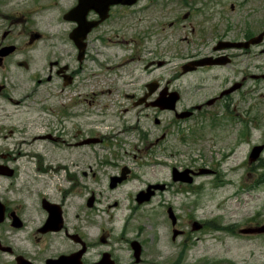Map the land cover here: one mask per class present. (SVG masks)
<instances>
[{
    "label": "flooded vegetation",
    "instance_id": "af4514ba",
    "mask_svg": "<svg viewBox=\"0 0 264 264\" xmlns=\"http://www.w3.org/2000/svg\"><path fill=\"white\" fill-rule=\"evenodd\" d=\"M45 1L31 0L37 3L36 8L24 13L20 12L21 3L14 8L13 0H0V264H126L124 253L131 258L128 264H141L146 250L140 229L129 225L118 228L113 216L105 220L107 210L119 208L121 201L108 200L106 204L105 194L93 188L98 173L108 177L105 191L110 193L132 181L134 173L133 168L124 166L129 173L123 182H118L124 167L113 175L106 170L101 172L104 165L119 168L108 162L122 161V153H114L112 158L105 156L107 160L97 165L98 172L93 170V150L103 147L107 140L92 129V110L98 93L88 89L94 78L93 64L97 69L109 70L110 63L108 52L97 49L93 53L94 42L100 41L108 48L119 44L116 42H135L134 35L123 30L124 16L135 15L145 7L139 6L142 0H120L109 7L101 24L83 36L85 30L75 32L79 24L66 19L80 1L71 0L73 5L62 15L68 28L48 38L44 30L30 25L38 4H45L41 10L58 4L56 0ZM167 1L184 9L177 19L188 23L185 27H190L191 38L199 35L198 43L191 41L201 51L184 59L176 79L153 78L139 89L134 86L131 71L130 83L127 81L123 92L116 82L101 93L105 100L102 115L112 110L109 101L122 95L126 105H121L119 98L114 104L115 115L139 111L137 115L145 112V118L153 119L160 135L151 141L142 140V156L135 154L133 158L139 162L155 159L154 164H162L156 160L161 155H179L171 137L176 135L178 143L187 142L185 133L194 128L190 123L199 127L209 123L213 128L220 117L246 121L250 100L255 95L256 100L264 98V0ZM194 12L198 14L196 23L191 21ZM100 19L97 9L88 5L86 21L94 23ZM109 34L119 37V41L114 43L107 37ZM52 36L55 43H47ZM205 59L215 64L183 72L185 64ZM129 60L135 61L133 55ZM159 61L162 60L149 58L144 70L152 73L169 64L165 61L160 67ZM193 75L200 78L186 94L199 97L185 101L184 93L174 89L173 83ZM174 97H178L176 103L171 101ZM162 115H166L164 119L160 118ZM171 169L173 183L184 194L188 191L184 186L188 188L204 176L200 173L205 167L179 162ZM210 170L211 175L217 173ZM174 175L180 180L176 181ZM156 185L165 187L155 188ZM171 189V183H148L129 199V206L138 210L157 203L167 212L174 211V203L165 196ZM176 219V225L170 220L171 244L188 237L177 215ZM194 222L192 231L198 232ZM175 232H179L176 238Z\"/></svg>",
    "mask_w": 264,
    "mask_h": 264
},
{
    "label": "rangeland",
    "instance_id": "374dc122",
    "mask_svg": "<svg viewBox=\"0 0 264 264\" xmlns=\"http://www.w3.org/2000/svg\"><path fill=\"white\" fill-rule=\"evenodd\" d=\"M13 1L14 8L21 3L20 7L23 8L20 12L35 9L37 6V3L30 2L31 0ZM26 1L29 3L25 4ZM56 1L58 4L54 8L46 10L40 8L45 4H38L39 9L31 17L33 21L30 25L34 29L44 30L48 38L65 32L68 25L63 24L62 15L73 5L71 0ZM154 1L152 3L151 0H142L139 6L145 8L135 15L124 16L123 30H128L129 35H134L135 42H116L120 38L109 34L107 37L114 43H119L118 45L108 48L100 41H95L92 48L93 53L101 49L105 53L108 52L110 57L109 70L97 69L93 64L94 78L91 80V89H88L89 92L98 93L92 110V129L107 140L103 147L93 150V170L98 172L97 165L100 161L107 160L105 156L112 158L114 153H122V161L108 162L117 164L119 168L104 165L105 168H102L101 172L106 170L109 175H113L122 167L128 166L133 168L134 173L132 181L112 193L105 191L108 188V177L98 173L93 188L105 194L103 202L107 204L108 200L113 202L114 199L121 201L119 208L107 210L104 219L109 220L113 216L118 228L129 225L131 228L140 229V237L146 250L141 264H264V235L241 232V229L264 226V153L259 160L249 163L253 147L264 146V98L256 100L255 95L253 100H250L246 121L220 117L215 121L213 128L209 123L200 127L190 123L189 126L194 128L186 131L187 142L178 143L175 140L176 135L171 137L179 155L170 158L161 155L156 160L162 164H154L155 159L150 161L151 159L145 158L139 162L133 158L135 154L142 156V140L151 141L161 133L156 129L152 118H145V112L140 115H137L139 111L122 113V116L115 115L114 104L119 101L122 96L120 95L119 98L117 96L109 101L112 110L102 115L105 100L101 93L116 82L123 87V92L127 81L129 82L128 73L131 71L134 75V86L142 89L144 83L153 78L163 81L178 78V73L185 63L184 59L201 51L194 42H199V35L191 38L190 27H185L188 23L183 24L182 19H177L184 13V9L167 0L166 3L165 0ZM45 3L49 1L46 0ZM148 7L150 9L146 10ZM197 20L198 14L194 12L191 21L196 23ZM24 22L26 24V21ZM170 23L174 25L170 26ZM55 41V36H52L51 41L45 40L41 43ZM132 55L135 61L129 60ZM154 57L168 61L169 64L152 73L145 71L146 61ZM102 63L105 64V61ZM199 78V75H193L178 79L174 81L173 87L184 93L185 101L197 100L199 95L186 92ZM255 89L254 86L253 90ZM119 103L126 105L122 98ZM165 116L160 118L164 119ZM61 154H64V151H61ZM65 156L67 154H64ZM179 162L186 166L198 164L216 170L217 173L199 177L195 184L189 185L188 188L184 186L188 191L183 194L180 192L183 190H177L178 185L173 183L171 174L172 165ZM155 182L172 184L171 192L165 196L174 203V212L181 225L188 231L186 239L179 238L177 243L171 244L173 233L168 212L162 206L157 207V203H154V206H141L138 210L130 208L129 199L139 190L145 189L148 183ZM193 221L204 224L203 229L193 232ZM130 260V256L124 253L123 262L128 264Z\"/></svg>",
    "mask_w": 264,
    "mask_h": 264
},
{
    "label": "water",
    "instance_id": "95a60500",
    "mask_svg": "<svg viewBox=\"0 0 264 264\" xmlns=\"http://www.w3.org/2000/svg\"><path fill=\"white\" fill-rule=\"evenodd\" d=\"M133 2H126V1H122V4H132ZM120 3V0H108L107 2H102V1H92L90 2L88 5L90 6L89 8H96L97 11L100 13L101 15V19L98 22H94V23H90L86 21V11L84 13H82L81 11L85 8L86 4L84 0H80V4L77 8H75L74 10L70 11L67 15H66V19L67 20H71V21H75L79 24L78 29L75 32H79V31H83L85 29V32L82 33L83 36H86L93 28L97 27L99 24H101V22H103L106 18H107V12L109 10V7L112 4H118ZM90 9H87V11H89ZM215 63H212L210 61V59H205V60H201V61H194V62H190L188 64H186L183 67V72L186 74L188 72L194 71L196 70L198 67H203V66H207V65H213ZM162 65V64H160ZM155 89H151V92H153ZM171 100V99H170ZM178 100V97H174L172 98V102L176 103V101ZM171 106V105H170ZM168 106L169 108H174V106ZM255 150H253L251 156H250V161L251 163L258 160V158L260 157L262 151L264 150L263 146L260 147H255ZM129 173V171L127 169L124 170L123 176L121 178H117L118 182H122L123 180L126 179V175ZM211 173V170L209 169H203L201 171L200 174H209ZM126 174V175H125ZM186 174H188V172H186ZM175 180H180L178 177H175ZM185 180V182L189 181L190 183L192 182L191 179L187 180V179H182ZM158 187H165V186H155V188ZM170 213V218L173 221V225H176L177 223V219L174 216V212L172 210L169 211ZM202 226L198 225L195 223L194 229L199 230L201 229ZM242 233L247 234V233H254V234H264V226L262 227H257V228H252V229H245V230H241ZM179 234V232H175L174 233V238L177 237V235Z\"/></svg>",
    "mask_w": 264,
    "mask_h": 264
}]
</instances>
